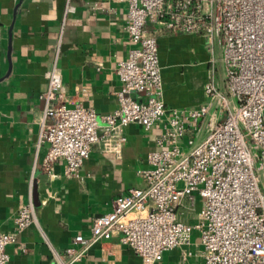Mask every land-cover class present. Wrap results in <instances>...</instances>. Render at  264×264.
I'll list each match as a JSON object with an SVG mask.
<instances>
[{
  "label": "built area",
  "instance_id": "obj_1",
  "mask_svg": "<svg viewBox=\"0 0 264 264\" xmlns=\"http://www.w3.org/2000/svg\"><path fill=\"white\" fill-rule=\"evenodd\" d=\"M122 1L128 6L124 30L135 47L116 68L118 107L100 115L81 103L67 105L58 64L61 37L42 94L36 156L47 144L44 170L51 173L64 161L66 175L80 177L93 147L105 142L120 148L126 126L159 124L163 131L148 154L150 166L141 171L146 186L115 199L113 210L94 220L90 236L80 233L59 250L42 230L52 252L48 264H78L92 246L116 234L142 264H161L166 251L189 247L195 234L203 250L191 264H264V0ZM74 10L67 0L65 16ZM148 23L156 31L205 36L212 54L220 43L223 86L215 74L209 78L207 103L166 105L158 38ZM65 27L66 18L61 35ZM13 221L12 230L0 232V264H9L8 247L19 243L26 228L39 226L32 199ZM19 245L27 251L25 243ZM191 255L186 250L179 264Z\"/></svg>",
  "mask_w": 264,
  "mask_h": 264
},
{
  "label": "crops",
  "instance_id": "obj_2",
  "mask_svg": "<svg viewBox=\"0 0 264 264\" xmlns=\"http://www.w3.org/2000/svg\"><path fill=\"white\" fill-rule=\"evenodd\" d=\"M20 1L0 0V232L13 229L17 210L32 199L39 226L32 224L19 235L26 252L19 243L8 247L9 264H48L52 252L42 230L59 250L70 246L80 233L90 236L94 220L111 212L115 199L146 186L141 171L150 166L148 154L163 130L159 124L150 129L140 124L126 126L121 132L126 140L120 148L105 142L93 147L80 177L67 176L64 161L56 162L53 172L45 171L47 144L36 156V143L44 118L42 94L60 38L58 64L67 105L81 103L100 115L118 107L116 92L121 81L116 68L135 44L124 30L125 1L72 0L75 10L67 16V0H22L15 14ZM147 28L158 38L166 105L190 108L207 103L205 86L213 68L223 86L220 43L216 41L212 54L205 36L163 28L156 31L151 23ZM120 238L116 234L96 243L78 264H142V257ZM186 250L192 252L187 264L200 259L203 246L197 234L189 247L166 251L161 264H179Z\"/></svg>",
  "mask_w": 264,
  "mask_h": 264
},
{
  "label": "water",
  "instance_id": "obj_3",
  "mask_svg": "<svg viewBox=\"0 0 264 264\" xmlns=\"http://www.w3.org/2000/svg\"><path fill=\"white\" fill-rule=\"evenodd\" d=\"M21 3H22V0L20 1V3L18 4V6L16 8L15 14L18 11L19 7L21 6ZM10 36L12 37V27H11V30H10ZM11 49H12V44H11V41H10V46H9V60H10V52H11ZM9 73H10V70H9V72H8L7 75H9Z\"/></svg>",
  "mask_w": 264,
  "mask_h": 264
},
{
  "label": "rangeland",
  "instance_id": "obj_4",
  "mask_svg": "<svg viewBox=\"0 0 264 264\" xmlns=\"http://www.w3.org/2000/svg\"><path fill=\"white\" fill-rule=\"evenodd\" d=\"M212 59H213V57H212ZM214 69H215V68H213V69L211 70L209 77H211L213 74H215V75L217 74L216 69H215V70H214ZM214 71H215L216 73H215Z\"/></svg>",
  "mask_w": 264,
  "mask_h": 264
}]
</instances>
